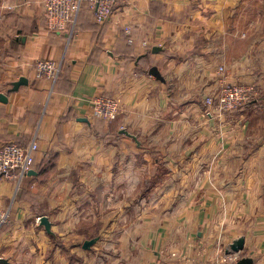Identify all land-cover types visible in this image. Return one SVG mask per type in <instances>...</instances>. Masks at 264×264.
Instances as JSON below:
<instances>
[{"label": "crops", "instance_id": "0c3cea01", "mask_svg": "<svg viewBox=\"0 0 264 264\" xmlns=\"http://www.w3.org/2000/svg\"><path fill=\"white\" fill-rule=\"evenodd\" d=\"M46 59L55 77L36 71ZM222 81L257 100L218 115L203 100ZM0 93V145L37 144L35 173L0 177V264H196L239 237L264 264V0H118L62 31L42 0H0ZM101 94L115 120L90 115Z\"/></svg>", "mask_w": 264, "mask_h": 264}, {"label": "built area", "instance_id": "2783aa9c", "mask_svg": "<svg viewBox=\"0 0 264 264\" xmlns=\"http://www.w3.org/2000/svg\"><path fill=\"white\" fill-rule=\"evenodd\" d=\"M83 2L88 4L93 19L96 23H104L114 11L118 0H42L45 27L49 31H62L74 25L77 14ZM124 31L129 33V29ZM39 75L56 76L58 67L52 60H38L34 63ZM219 72L223 67L218 68ZM252 85H241L222 81L216 94L208 95L204 103L212 108L218 115L228 111L243 109L253 97ZM120 113V105L112 96L98 95L90 101V115L106 121L115 120ZM36 140L29 141L26 145L7 141L0 145V177L20 183L35 163ZM8 221V213L0 208V228ZM243 256L241 251L225 252L219 259L209 264H234ZM157 264H166L158 261Z\"/></svg>", "mask_w": 264, "mask_h": 264}, {"label": "water", "instance_id": "95a60500", "mask_svg": "<svg viewBox=\"0 0 264 264\" xmlns=\"http://www.w3.org/2000/svg\"><path fill=\"white\" fill-rule=\"evenodd\" d=\"M157 50H159V47H152V52H156ZM149 73L151 75H153L155 78L159 79V80H162L163 81V78L162 76L160 75L159 73V70L157 69L156 66H152L150 67L149 69ZM23 84H27V79L25 77H19V79L17 81H14L12 82V88L11 90H17V88L20 86V85H23ZM0 101L2 102H6L7 101V97L5 94L3 93H0ZM83 121H86V119H82ZM121 133H124L128 136H130L131 138L135 139V137L133 135H130L129 133H127L126 131H121ZM31 173H35L33 169L29 170L28 171V175H30ZM39 223L40 225H42L45 230L48 232V233H51V224H50V221L48 220V218L43 215L39 218ZM98 237H93L91 239H88V240H85L82 244V247L84 249H89L96 241H97ZM243 245H244V238L243 237H239L235 240H233L230 244H229V248L226 252H237V251H241L243 249ZM0 262H3V263H6L5 260L1 259ZM234 264H253V259L250 257V256H242L238 261H236Z\"/></svg>", "mask_w": 264, "mask_h": 264}, {"label": "rangeland", "instance_id": "374dc122", "mask_svg": "<svg viewBox=\"0 0 264 264\" xmlns=\"http://www.w3.org/2000/svg\"><path fill=\"white\" fill-rule=\"evenodd\" d=\"M235 84V83H234ZM241 85H251V84H241ZM254 87V91H253V97H252V99H251V101H250V103L248 104V105H246L243 109H236V110H234V111H239V110H244V109H246L250 104H252L253 103V101H255V100H257V98H258V94H259V89H258V87H256V86H253ZM216 94V93H215ZM203 105L205 106V107H207L208 108V106L206 105V103H204V100H203ZM234 111H228V112H226L225 114H227V113H231V112H234ZM224 114V115H225ZM167 257L169 256V257H173V259H176V260H179V261H181V260H189L190 259V261L193 259H191V258H189V257H187V252H165L164 253ZM199 253L197 254V256H196V258L195 259H193L192 261H191V263H196V264H200V263H202V264H209L210 262H212V261H214L215 260V257L212 259V260H207V261H205V262H200V259H199ZM223 256V255H222ZM221 253L220 254H218V258L220 259L221 257ZM244 256V255H243ZM217 258V259H218ZM158 261V260H157ZM157 261H154L153 262V264H157ZM156 262V263H155ZM166 264H170V262H167ZM185 264V263H184Z\"/></svg>", "mask_w": 264, "mask_h": 264}, {"label": "trees", "instance_id": "16d2710c", "mask_svg": "<svg viewBox=\"0 0 264 264\" xmlns=\"http://www.w3.org/2000/svg\"><path fill=\"white\" fill-rule=\"evenodd\" d=\"M83 6H86V7L88 8V4H87L86 2H83L82 5H81V8H80V10H79V12H78V14H77V16L79 15V13H80V11H81V9H82ZM12 142H13V141H12ZM33 166H34V165H33Z\"/></svg>", "mask_w": 264, "mask_h": 264}]
</instances>
